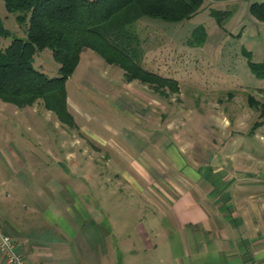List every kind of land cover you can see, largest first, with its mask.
<instances>
[{
	"label": "rangeland",
	"instance_id": "1",
	"mask_svg": "<svg viewBox=\"0 0 264 264\" xmlns=\"http://www.w3.org/2000/svg\"><path fill=\"white\" fill-rule=\"evenodd\" d=\"M210 2L202 5L208 12H226L219 14V23L207 11L183 21L182 27L155 20L165 26L160 27L147 18L134 23L144 66L178 82L176 90L160 84L163 97L152 91L153 85L127 81L124 69L83 48L65 83L71 119L45 109L41 99L24 107L0 100V227L7 234L11 222L5 215H10L23 231L41 233L53 250L62 251L68 232L48 223V210L67 222L73 214L81 222L82 210L88 209L107 250L103 256L102 245L93 248L89 264H127L152 254L140 238L143 227L157 226L165 216L159 188H167L169 179L177 182L178 168L189 172L192 158L205 155L203 142L222 138L207 123L208 112L228 109L234 119L247 105V96L259 99L258 88H264V79L248 64L264 57V21L248 9L238 14L236 6L208 8ZM0 21L9 32L0 39V48L13 37H25L26 25L17 23L3 0ZM174 26L181 33H173ZM199 26L194 35L205 32L202 47L193 45L192 33ZM160 29L168 33L169 43ZM162 44L161 52H151ZM33 65L49 77L58 76L59 64L49 48L34 55ZM229 96L235 98L228 102ZM257 119L255 113L246 125ZM255 137L264 144V131ZM72 192L79 205L73 203ZM68 240L78 264H88L80 258L75 239Z\"/></svg>",
	"mask_w": 264,
	"mask_h": 264
},
{
	"label": "crops",
	"instance_id": "2",
	"mask_svg": "<svg viewBox=\"0 0 264 264\" xmlns=\"http://www.w3.org/2000/svg\"><path fill=\"white\" fill-rule=\"evenodd\" d=\"M262 1L212 0L208 8L236 6L239 14L247 10L251 3ZM204 11L209 13L208 9L201 8L183 21ZM148 19L151 18L142 17L138 21L145 20L165 27L155 22L156 19ZM183 21L166 23L182 27ZM172 28L175 31L173 33H181L179 28ZM164 31L161 30L168 42L169 35ZM185 43L190 44L188 37ZM204 44L205 40L193 45L202 47ZM162 46L159 45L151 52H161ZM140 63L147 69L142 58ZM152 91L158 93L154 89ZM258 93L259 99L251 94L247 96V105L236 111L234 119L228 116V109L217 113L208 112L207 123L222 138L219 142L214 138L203 142L205 155L192 158L189 172L178 168L177 182L169 179L167 188H159L158 197L164 204L165 216L157 226L148 224L143 227L140 238V242L147 250L150 248L152 254L140 255L127 264H264V144L255 142V134L264 131V88H258ZM158 95L165 96L160 93ZM233 97L229 96L228 102ZM255 113L258 119L251 126L246 125ZM70 196L74 199L75 194L72 192ZM74 200L73 203L79 205L77 198ZM0 210L4 211L1 205ZM66 211L71 213L69 207ZM48 212L46 219L50 217L52 220L47 219L48 223L62 233H65L64 230L68 232L62 239L63 243L60 242L62 251L53 250V243L41 233L23 231L10 215H5L8 222H11L10 225L6 224V230L11 233L14 242V238L18 239L19 246L15 245L28 264L25 257L27 254L32 264H78L72 243L68 240L71 237L79 248L80 258L88 264L93 261L92 249L99 245L103 246V256H106L103 233L88 209L82 210L81 222L73 214L67 222L63 215L57 214L59 212L52 209ZM155 229L156 232L150 236V231ZM0 264H7L1 255Z\"/></svg>",
	"mask_w": 264,
	"mask_h": 264
},
{
	"label": "trees",
	"instance_id": "3",
	"mask_svg": "<svg viewBox=\"0 0 264 264\" xmlns=\"http://www.w3.org/2000/svg\"><path fill=\"white\" fill-rule=\"evenodd\" d=\"M7 12L19 24L26 25L25 37H13L0 48V100L18 107L31 106L41 99L43 106L70 118L66 111L65 83L79 62L83 48L100 54L108 63L125 71L127 81L139 79L154 86L162 95L161 85L176 90V81L161 77L141 65L139 34L133 27L142 17L165 22H180L198 12L204 0H3ZM248 12L264 21V1L253 2ZM219 23L222 11H210ZM200 44L205 32L195 36ZM202 31V29H200ZM0 21V39L8 37ZM49 48L59 64L58 76L49 77L33 65L34 55ZM251 72L264 79V57L248 62ZM263 113V111H262ZM19 251V249H18Z\"/></svg>",
	"mask_w": 264,
	"mask_h": 264
},
{
	"label": "built area",
	"instance_id": "4",
	"mask_svg": "<svg viewBox=\"0 0 264 264\" xmlns=\"http://www.w3.org/2000/svg\"><path fill=\"white\" fill-rule=\"evenodd\" d=\"M0 255L7 264H28L12 237L0 227Z\"/></svg>",
	"mask_w": 264,
	"mask_h": 264
}]
</instances>
